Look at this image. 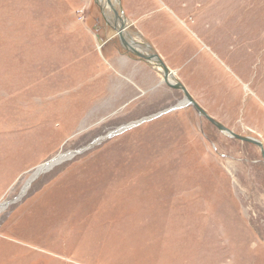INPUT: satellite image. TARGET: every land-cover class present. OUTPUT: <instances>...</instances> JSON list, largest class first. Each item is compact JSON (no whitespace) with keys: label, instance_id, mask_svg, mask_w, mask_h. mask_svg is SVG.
Wrapping results in <instances>:
<instances>
[{"label":"rangeland","instance_id":"obj_1","mask_svg":"<svg viewBox=\"0 0 264 264\" xmlns=\"http://www.w3.org/2000/svg\"><path fill=\"white\" fill-rule=\"evenodd\" d=\"M116 7L130 45L264 149V0ZM114 22L99 0H0V264H264L259 148L191 105L159 115L183 92Z\"/></svg>","mask_w":264,"mask_h":264},{"label":"water","instance_id":"obj_2","mask_svg":"<svg viewBox=\"0 0 264 264\" xmlns=\"http://www.w3.org/2000/svg\"><path fill=\"white\" fill-rule=\"evenodd\" d=\"M109 3V7L112 10V13L114 15V25L113 28L114 30L117 32L119 39L122 43V45L126 48L127 51L131 52L132 54H134L136 57H138L140 60H143L145 62H149V63H154V67L156 68H161V75H162V81L169 87L173 88V89H178L180 91L183 92L184 98L183 101L181 103H179L178 105H176L175 107H172L162 113H160L159 115L163 114V113H167L176 109H179L183 106L186 105H191L195 111L202 117H204L207 121H209L212 125H214L220 132H222L223 134L236 139V140H240L242 142H247V143H251L255 146H257L260 150V155L261 158L264 162V149L262 146V143L260 141H258L255 138L252 137H247V136H242V135H238L236 133H234L233 131H231L230 129H228L227 127H225L224 125H222L221 123H219L218 121H216L214 118H212L211 116H209L206 111L204 109H202L196 101H194V99L191 97V95L188 93V91L186 90V88L178 81L174 78L173 73L166 67V65L163 63V61L160 59V57L152 50V48L147 45L146 49L149 51V53L144 54L140 51H138V49H135L133 47H131V45L124 39L123 37V18H122V11L115 8L113 5H111L110 1H108ZM117 22L120 23L119 27L117 25ZM148 47V48H147ZM158 116V115H157ZM154 118V117H152ZM128 127V126H126ZM125 128V127H124ZM122 128V129H124ZM122 129H118L116 131H113L112 133H109L108 135H106L104 138H108L111 137L117 133H119ZM100 141H96L92 144H90L89 147H91L92 145L98 143ZM60 157V156H59ZM53 158L51 161H48L47 163H44L43 165H41L38 170H37V174L44 170V169H48V167L58 163L59 161H61V158ZM4 207L1 206L0 209Z\"/></svg>","mask_w":264,"mask_h":264},{"label":"bare ground","instance_id":"obj_3","mask_svg":"<svg viewBox=\"0 0 264 264\" xmlns=\"http://www.w3.org/2000/svg\"><path fill=\"white\" fill-rule=\"evenodd\" d=\"M98 1V0H97ZM108 1H110V3H111V5H113L115 8H118V7H116L117 6V0H105V2L103 3V0H99V4H100V7H101V9H102V11H103V13L105 14V15H107L109 12H110V8H109V3H108ZM109 9H108V8ZM110 19V18H109ZM124 20V19H123ZM126 23V22H125ZM128 31V30H127ZM114 33V32H113ZM117 33V32H116ZM135 34V38L134 39H131V38H128L127 40L128 41H132V40H134L135 41V39L137 38V39H141L140 38V34L139 35H137L136 33H134ZM128 35V34H127ZM128 36H130V35H128ZM125 37H126V35H125ZM129 43V42H128ZM148 44L147 43H145L144 44V46H145V48H146V46H147ZM131 47H133L132 45H131ZM133 48H135V47H133ZM148 48V47H147ZM136 49V48H135ZM152 65L154 64V63H151ZM157 70L158 71H160V68H157Z\"/></svg>","mask_w":264,"mask_h":264}]
</instances>
